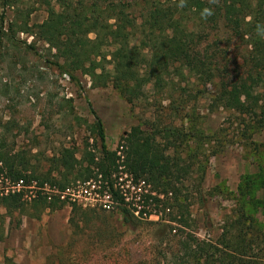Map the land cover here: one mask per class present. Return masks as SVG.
I'll return each mask as SVG.
<instances>
[{"label": "trees", "instance_id": "trees-1", "mask_svg": "<svg viewBox=\"0 0 264 264\" xmlns=\"http://www.w3.org/2000/svg\"><path fill=\"white\" fill-rule=\"evenodd\" d=\"M19 2H23V10L15 9L14 20L5 21V10ZM180 4L181 0H0V44L14 42L10 36L14 28L28 33L55 50L61 72L74 80L77 72L87 74L95 87L112 83L128 103L143 100L153 78L162 81L165 76L164 81L169 78L166 84L177 78L171 88L177 97L170 105L175 114L202 93L196 90L199 85H210L211 107L249 117L253 122L249 127L264 124L259 116L264 113V37L256 32L258 24L264 25V0H217L214 4L184 0L182 7ZM206 7L213 14L205 18L201 13ZM41 9L45 18L30 25V15ZM219 23L228 34L226 42L219 38ZM94 118L97 152L87 141L80 157L73 147L62 146L48 158L53 168L38 177L24 172L28 162L23 161V154L6 151V140L0 138V173L25 183H48L59 190L78 180L99 181L100 192L109 194L129 226L136 217L128 207L126 190L119 186L117 176L112 178L122 170L131 187L149 184L164 196L167 218L161 214L159 219L177 225L166 223L169 229L159 238V246L171 247L170 264H264V231L252 215L254 209L264 211V198L255 196L264 189V166L259 165L254 176L245 177L218 237L200 239L180 229L188 226L189 216L184 215L188 210L179 200L175 184L182 175L190 174L189 161L197 155L187 152L189 161L184 166L177 150L186 136H209L194 126L184 132L171 126L160 128L147 120L151 130L133 126L120 137L119 154L118 149L106 147L102 122L96 115ZM196 163L202 181L205 165ZM53 170L58 178L51 176ZM21 196L10 194L0 201L7 210L19 209ZM42 201L51 209L62 207L57 198ZM175 208L181 209L179 216L174 214Z\"/></svg>", "mask_w": 264, "mask_h": 264}, {"label": "rangeland", "instance_id": "rangeland-1", "mask_svg": "<svg viewBox=\"0 0 264 264\" xmlns=\"http://www.w3.org/2000/svg\"><path fill=\"white\" fill-rule=\"evenodd\" d=\"M17 8L23 10V2L5 10V21L14 20ZM45 16L43 9L37 10L30 15L29 24L40 23ZM219 28V38L226 42L229 37L222 23ZM14 29L10 32L14 42L0 44V138L6 140V151L23 154V161L28 162L24 172L38 177L47 174L53 168L48 158L62 146L73 147L80 157L87 141L97 152L94 115L102 122L106 147L118 149L119 154L120 137L133 126L151 130L147 120L160 128L171 126L184 132L194 126L210 140L186 136L182 144L178 142L184 166L189 161L187 152L197 155L189 161L190 174L175 183L179 200L188 210L184 215L189 216L188 226L180 229L215 240L245 177L254 176L259 165L264 166V124L249 127L247 124H253L249 117L211 107L210 85H199L196 90L202 93L175 114L170 105L177 97L171 89L177 78L166 84L169 78L164 81L165 76L162 81L152 79L143 100L128 103L112 83L95 87L87 74L77 72L74 80L61 72L54 49ZM259 116L264 118V113ZM196 162L205 165L202 181ZM51 176L59 177L55 170ZM116 176L136 217L134 225L124 224L116 204L105 196L101 201L62 200L57 209L46 206L42 200H52L43 195L28 199L21 194L23 206L19 209L7 210L0 201V264H170L171 247L159 246V238L169 229L166 223L177 225L159 219L166 215L164 196L149 184L131 187L122 170L112 178ZM5 179L10 178L0 173V190ZM255 196L263 199L264 189ZM173 212L176 216L182 213L177 208ZM252 212L264 231V211Z\"/></svg>", "mask_w": 264, "mask_h": 264}, {"label": "built area", "instance_id": "built-area-1", "mask_svg": "<svg viewBox=\"0 0 264 264\" xmlns=\"http://www.w3.org/2000/svg\"><path fill=\"white\" fill-rule=\"evenodd\" d=\"M90 180L83 183L76 182V185L68 186L64 190H59L55 186L48 183L38 184L36 180L25 183L24 180L5 179L3 188L0 190V197L8 196L10 194H24L28 199L43 195L47 200L57 198L58 200H78L79 198H89L94 201H101L102 197H106L109 203H113L109 194L104 191L100 192L99 181L89 183ZM92 181V180H91ZM130 184V181H129ZM74 187V188H71ZM133 188L135 186H132ZM139 188V186H137Z\"/></svg>", "mask_w": 264, "mask_h": 264}, {"label": "clouds", "instance_id": "clouds-1", "mask_svg": "<svg viewBox=\"0 0 264 264\" xmlns=\"http://www.w3.org/2000/svg\"><path fill=\"white\" fill-rule=\"evenodd\" d=\"M209 2L214 4V3L217 2V0H209ZM183 4H184V0H181L180 6L182 7ZM201 14H202L203 17L206 18V17L211 16L213 14V10L211 8H207L206 7V8L203 9ZM256 32H257V35H259L261 37H264V25L258 24L256 26Z\"/></svg>", "mask_w": 264, "mask_h": 264}]
</instances>
